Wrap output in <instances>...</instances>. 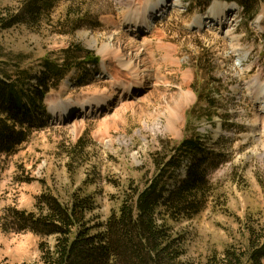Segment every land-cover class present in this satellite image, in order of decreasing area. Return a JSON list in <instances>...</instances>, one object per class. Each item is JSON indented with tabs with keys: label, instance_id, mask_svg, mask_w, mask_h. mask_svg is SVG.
I'll return each mask as SVG.
<instances>
[{
	"label": "rangeland",
	"instance_id": "obj_1",
	"mask_svg": "<svg viewBox=\"0 0 264 264\" xmlns=\"http://www.w3.org/2000/svg\"><path fill=\"white\" fill-rule=\"evenodd\" d=\"M25 1L0 0V10L19 13ZM53 1L37 24L0 27V69L14 79L23 71L35 78L47 62L60 65L68 49L70 57L84 51L82 62L47 95V115L33 117L18 153L0 158V264H43L42 239L6 228L8 210L32 212L44 193L66 200L80 190L95 197L106 219L118 206L117 185L151 177L155 154L191 137H201L218 167L211 175L215 201L196 218L174 224L185 236V258L243 245L249 226L264 227V14L245 28L233 13L215 29L196 22L213 1L206 7L168 0L162 11V0ZM146 12L153 31L132 32L129 19ZM107 48L126 57L139 50L135 65L142 77L110 58ZM86 53L98 64H85ZM141 79L144 87L133 86L132 99L117 90L119 83ZM102 94L113 95L109 109L87 117L65 114L70 103Z\"/></svg>",
	"mask_w": 264,
	"mask_h": 264
},
{
	"label": "trees",
	"instance_id": "obj_2",
	"mask_svg": "<svg viewBox=\"0 0 264 264\" xmlns=\"http://www.w3.org/2000/svg\"><path fill=\"white\" fill-rule=\"evenodd\" d=\"M189 1L207 7L213 0ZM219 1L241 8L239 25L245 28L264 14V0ZM53 3L26 0L19 13L0 10V27L8 30L37 24L49 14ZM260 37L264 41V31ZM83 53L77 50L70 57L68 49L60 65L47 62V68L35 78L23 71V76L14 79L0 69V158L18 153L28 139L33 117L39 112L47 115V95L59 89L78 66L75 62H82ZM86 54L85 64H98ZM163 149L155 154L151 177L117 185L118 206L106 219L97 213L95 197L78 190L66 200L44 193L36 198L32 212L8 210L5 227L40 237L43 264H264V227L254 224L247 228V240L240 247L231 245L221 253L186 260L185 236L175 231L174 224L196 218L215 201L211 175L218 163L201 137ZM186 161L191 164L183 171Z\"/></svg>",
	"mask_w": 264,
	"mask_h": 264
},
{
	"label": "bare ground",
	"instance_id": "obj_3",
	"mask_svg": "<svg viewBox=\"0 0 264 264\" xmlns=\"http://www.w3.org/2000/svg\"><path fill=\"white\" fill-rule=\"evenodd\" d=\"M168 6H169V1L168 0H162L159 3V7H160L161 11H162V8L165 9ZM218 6L221 7V13H218L216 11ZM229 11H230L229 10V5H227L225 3L215 2L213 8L210 11V13L207 16H205V17H201L200 20H197L196 22H197V24H200V25L202 23H204V24L208 23L209 25H213L214 27H216L215 29H220L222 27V25H223L221 23L222 22L221 18H223V16H225L226 18L230 17ZM137 12H139V10ZM147 14H148V12H146V14L145 13L144 14L140 13L139 17H136V15H134L133 17H131L129 19V20H131V23H127L126 26H128L132 30V32H134L136 34L151 33L153 31L155 25L152 26L150 24V22L147 19V16H148ZM134 17H136V19ZM220 20H221V22H220ZM219 26H220V28H219ZM195 27H197V26H195ZM210 27H212V26H210ZM107 49H109V48H107ZM109 51H111L110 58L118 59V62H119L118 64L119 65L121 64L122 67L126 68L127 69V70L125 69L126 71L129 70L131 72V74H134V72H135L136 73V74H134L135 76L140 75L142 77L141 74H143V72H142L143 70L140 72V68H141L140 65L137 64V63H136L137 65H135V62L140 61L139 60V53H138L139 50H136L135 51L136 55L135 56H131V57L123 56L120 53V50H117V49H113V48L111 49L110 48ZM104 69H105V73H107L108 75L111 74V69L110 68L105 66ZM113 80H114V77H113ZM115 80H116V78H115ZM115 80H114V82H115ZM115 84H116V82H115ZM117 85H118V89L117 90H120V94H122L124 97H126V100H127V98L132 99L131 93H132L133 86H138V88L141 89V87H144V81H143V79H141L140 83L136 84V85L135 84H131V83L130 84L119 83ZM112 96H104V94H102L100 97L95 96V98H93L90 102H84V103H80V104L70 103L69 106L65 107V114L66 115L67 114H70V115L72 114V115H74V117L75 116H77V117H87L89 115H93L97 111L99 113V111L103 108V106H105V107L108 106V109L110 108L109 107V102L112 101ZM126 106H129V105H126ZM51 109H52L53 112H56L58 107L57 106H52ZM261 109L264 111V102H263V108L261 107ZM76 111H78V112H76Z\"/></svg>",
	"mask_w": 264,
	"mask_h": 264
}]
</instances>
